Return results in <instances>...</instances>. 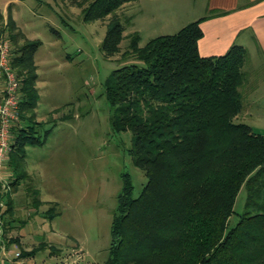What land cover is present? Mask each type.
Wrapping results in <instances>:
<instances>
[{
  "label": "trees",
  "instance_id": "1",
  "mask_svg": "<svg viewBox=\"0 0 264 264\" xmlns=\"http://www.w3.org/2000/svg\"><path fill=\"white\" fill-rule=\"evenodd\" d=\"M73 1L86 21L111 15L102 44L108 54L120 51L126 36L118 9L136 0ZM200 22L143 46L140 32L130 33L127 53L143 65L125 63L107 81L113 126L134 133L135 161L145 169L147 183L134 197L125 177L104 264H264V211L246 212L229 227L244 185L247 204L264 208L259 201L264 197V134L236 121L243 110V67L250 53L234 44L223 55H201ZM16 27L11 21L3 29ZM8 32L12 65L22 77L11 161L24 172L25 148L40 140L30 131L40 100L35 52L41 41L26 39L20 45L22 32ZM23 122L29 124L20 126ZM17 179L16 174L12 185ZM40 249L22 254L32 256Z\"/></svg>",
  "mask_w": 264,
  "mask_h": 264
},
{
  "label": "rangeland",
  "instance_id": "2",
  "mask_svg": "<svg viewBox=\"0 0 264 264\" xmlns=\"http://www.w3.org/2000/svg\"><path fill=\"white\" fill-rule=\"evenodd\" d=\"M162 1L136 0L118 9L126 37L120 51L108 54L102 43L111 15L86 21L73 0H0V28L15 21L17 27L9 30L22 32L20 45L26 39L41 41L35 52L40 100L36 117L30 119L35 126L30 132L40 140L26 146L24 172L12 163L18 181L11 186L12 208L5 222L6 236L23 264H104L109 258L125 177L138 197L147 175L135 161L134 133L113 126L115 108L106 84L119 66L143 65L127 53V35L139 31L143 46L151 38L178 32L171 16L163 13L171 4ZM3 31L13 47L9 32ZM243 68L247 79L242 91H252L263 65L249 56ZM24 124L29 123L20 126ZM248 197L244 185L229 227L246 212L264 211L257 203L247 204ZM40 247L32 256L22 254Z\"/></svg>",
  "mask_w": 264,
  "mask_h": 264
},
{
  "label": "crops",
  "instance_id": "3",
  "mask_svg": "<svg viewBox=\"0 0 264 264\" xmlns=\"http://www.w3.org/2000/svg\"><path fill=\"white\" fill-rule=\"evenodd\" d=\"M171 4L167 16L171 25L179 30L190 22L201 20L204 35L199 40L200 54L219 56L234 44L246 47L250 59L264 68V0H164ZM176 2V3H175ZM178 30V31H179ZM259 66V65H258ZM252 91L243 92V110L239 115L256 132L264 134V90L259 87L264 81V72ZM264 85V82H263ZM14 135V134H13ZM15 170L11 152L0 166V264H23L16 256L14 242L6 236L11 203V186ZM10 220V219H9ZM10 227V225H9ZM8 229V226H7ZM30 258V257H29ZM27 264H31L27 260Z\"/></svg>",
  "mask_w": 264,
  "mask_h": 264
},
{
  "label": "built area",
  "instance_id": "4",
  "mask_svg": "<svg viewBox=\"0 0 264 264\" xmlns=\"http://www.w3.org/2000/svg\"><path fill=\"white\" fill-rule=\"evenodd\" d=\"M22 77L12 65V46L0 28V166L13 149V126L21 118ZM16 256H21L19 251Z\"/></svg>",
  "mask_w": 264,
  "mask_h": 264
}]
</instances>
